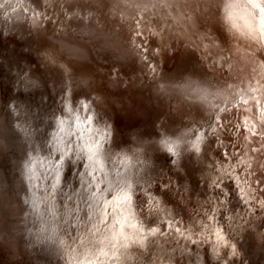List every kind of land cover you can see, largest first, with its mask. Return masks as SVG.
<instances>
[{
  "label": "bare ground",
  "instance_id": "1",
  "mask_svg": "<svg viewBox=\"0 0 264 264\" xmlns=\"http://www.w3.org/2000/svg\"><path fill=\"white\" fill-rule=\"evenodd\" d=\"M11 27L22 31L21 38L19 32L7 30ZM28 33L29 42L36 44L34 51L42 59L39 71L35 68V55H31L25 42ZM17 46L19 51L14 48ZM1 52L3 56L10 54L5 61ZM25 55L31 63L26 71L18 72V65L23 63L18 57ZM171 60L175 63L170 68ZM3 71L6 77L2 76ZM16 73L17 83L12 85ZM51 75L55 79L50 80V86L47 77ZM75 79L78 81L73 85ZM0 80V91L5 89L0 92V264H58L54 260L56 253L63 256L66 264H135L138 253L133 254L132 249L137 247L151 255L153 241L157 249L151 264H216L209 263L204 247L198 246L204 241L219 250H234L229 261L222 264H235L230 261H235V254H241L237 240H245L246 231H250L246 239L264 244L258 217L249 223L257 214L253 211H264V0H0ZM59 80L66 82L70 92L68 98L67 94L60 95L69 116L63 123L65 133L58 137L56 133L60 132H56L53 122V135L48 138V108L44 104L37 109L22 102L20 96L32 91L42 101ZM19 88L20 94H14ZM87 94L103 108L106 130L95 126L93 117L82 124L76 119V100ZM232 104L234 107L227 110ZM89 106L82 107L84 114ZM223 111L225 119H230V115L232 119L226 126L221 125L219 134L230 135L235 130L233 154L229 159H215L211 146L206 160L202 158L206 137L200 128L208 117L217 123ZM231 121L232 129L228 127ZM244 125L247 129L254 126V131L244 134ZM198 131L201 132L194 138ZM39 133L46 140L42 146L36 142ZM154 134L163 137V141L155 138L153 142ZM49 139L53 142L51 152L47 148ZM229 140L224 142L227 147ZM196 144L199 150L194 147ZM74 145L80 146L81 153L82 146L94 149L95 173L98 170V177H110L108 190L115 196L106 202L107 209L113 207L110 214L102 210L96 213V198L100 197L88 200V211L92 208L94 213L89 212L87 223L94 226L82 232L80 242H74V237L69 238L70 242L64 236L67 232L64 234L60 227V223H66L64 217L54 228L56 238L50 228L38 229L41 224L37 220L41 217L30 203L40 192L37 185L42 181L44 189L57 153L62 159L60 164L64 162L58 175L67 178L64 170L72 163L71 156L77 148ZM167 145L175 148L177 178L181 173L190 178L191 170L202 163L207 164L208 171L214 164L221 167L218 171L222 174H215L216 178L222 177L223 166L231 168L235 181L243 178L242 197L248 204L249 216L240 212L227 215L230 225H235L233 232L239 236L229 239L223 235L220 226H216L219 219H213L210 211L205 220L185 217L172 223L180 215L163 201L157 202V212L164 217L156 219L160 227L167 224L163 230L159 227L151 235L144 230L139 237L138 227L123 221L114 208L119 202L115 191L119 182L111 183V178L121 169L118 179H126L134 161L148 174L166 175L159 162L169 154ZM223 196L229 201L233 193L226 190ZM217 197L210 193L200 205L221 216L229 211ZM127 214L132 215V211L128 209ZM110 218V224L101 227ZM244 220L248 222L243 223ZM171 230L178 235L169 234ZM186 231L191 235L184 234ZM84 239L89 240L87 245L83 244Z\"/></svg>",
  "mask_w": 264,
  "mask_h": 264
},
{
  "label": "rangeland",
  "instance_id": "2",
  "mask_svg": "<svg viewBox=\"0 0 264 264\" xmlns=\"http://www.w3.org/2000/svg\"><path fill=\"white\" fill-rule=\"evenodd\" d=\"M7 30H10L11 33H14L15 31L19 32V35H18L19 38H21V36H22V31L19 30L18 28H12L11 27V28H8ZM29 35H30L29 33L26 35L28 37V39L26 38L27 40H25L26 44L29 45V47H30V49H28V50H30L31 55H35L34 57H38L39 59H41V56H38V54H36V52L34 51V49H35L34 45H36V44H33V42H29L31 39V38H29ZM108 36H110V35H108ZM175 44H176V41H175ZM24 47H25V45H24ZM93 47L98 49L96 46H93ZM183 48H186V46ZM101 51H103V50H101ZM104 51H105V49H104ZM183 51H187V49L183 50ZM96 53H97L96 56H100V52L99 53L96 52ZM178 57H180V54ZM196 57H198V53L196 54ZM182 58H185V57H182ZM209 58L214 59L213 56H210ZM217 59L220 62H223V60H224L220 57H217ZM171 61H172V63L169 66L170 68L175 63L174 60H171ZM180 61H181V59H180ZM38 62L41 63L42 60L41 61L37 60V62H36L37 65H38ZM159 63H162V62H159ZM217 68L221 69V67L218 64H217ZM225 70H226V68L224 67V72H225ZM211 74H213V73H211ZM222 77L224 78L225 76H222ZM215 79H217V78H215ZM0 81H2V80H0ZM77 81L78 80L75 79L71 83H73V85H74ZM221 81L225 82L226 79H221ZM47 83H49V79H47ZM50 83L52 85L53 81H50ZM0 84H3V83L0 82ZM54 88H55V90H54ZM65 88H66V94H67V98H68V93H70V92H68L66 82L62 84L61 80L57 81L55 83V85L53 86V88L51 87L52 92H50V94L62 95L65 93V91H64ZM4 91H5V89L1 90L0 92L4 93ZM252 94H254V93H252ZM78 100H76L77 102L75 105V108H76L75 111H76V113H78V116L76 117V119L77 118L79 119V124L87 122V120H89L91 117H93V118H95V121H94L95 126L104 127V130H106V128L108 127L107 126V117H106V114H105L103 108L98 103V101L96 99H94L93 96H88V94H87V96H83ZM84 104L90 105L89 111L87 112V114H84L85 110L82 109V107H84ZM232 107H234V104L230 105L227 108V110L231 109ZM243 108L244 107H241L240 109L243 110ZM224 113H225V111L222 112V118H219L217 123L215 122V120L213 118L208 117L206 119V121L204 122L205 123L204 126H202L200 128L201 131H204V132H202V134L203 135L205 134V137H206V139L204 140L205 141V143H204L205 147L202 148L204 150V153H205V156H202V158H204L206 160L208 159L206 151L209 152L208 148L211 146H212L211 151H215V154H216L215 159H219V160H222L223 158L229 159V157H231L230 155L233 154L232 143H234L233 140L235 141V138L237 135V134L235 135V130L234 131L232 130L233 133L230 135H229V132L228 133L223 132V134H219L222 130L221 127L226 126L227 122H230V120L232 119L231 115L228 116L230 119H225V117L223 115ZM221 119H225V120L219 121ZM232 121L235 123L234 120H232ZM232 121H231V124L228 126L231 129L234 128ZM238 123L241 124V121L239 120ZM40 124H43V123H40ZM241 128H242V132H244V134H249V133H252L254 131V126H252V128H250V129H247L248 126L246 128L244 125ZM202 129H204V130H202ZM205 130H206V133H205ZM200 132L198 131V133L195 136L193 135V137L197 138L198 134ZM254 134H256V133H254ZM155 138L157 141H160V140L163 141V139H162L163 137H159V136H157V134H154L153 142L155 141ZM36 139H37L36 140L37 144L41 145V146L43 143L46 142V140H43L41 138L40 133H39V136L36 137ZM227 139L231 140V141L229 140V142H231V144H229L230 147H227L224 145V142ZM248 144L250 145L249 150L251 151L252 150V147H251L252 142L249 141ZM220 145H222V146H220ZM27 146L28 145L26 144L25 147H27ZM76 147L77 146L74 145V149ZM81 148H82L81 150H83L82 153L80 151V146L75 149V151L73 152V154L71 156L72 157L71 158L72 163L68 166L67 169L64 170V171H66V176H67L66 179H65V177L62 176L63 174L60 176L58 175L59 174L58 172H61L64 169V162L62 164H60V162L62 161V159H60V156H57L55 158V160H54L55 164H53V166H52L54 169L52 168V170L50 171V173L48 175L49 180H50V185H48L47 183L45 184L46 187L48 185V188H50V193L47 194L46 190L40 191L39 192L40 194L39 193L35 194V196L32 197V201H30V203L33 205V209H34V207H36V205L40 206L41 205L40 203H42L43 205L41 208V212H42V210L43 211L47 210L51 213V216L54 219V222H53V225L49 226V227H50L51 233L52 234L54 233V235H53L54 238H56L54 228H55V225L57 224V221L61 220V218H63L64 215H65L64 216L65 222H68L69 219H70V221H73L74 216L77 214L76 219H74L73 222H75L76 220H81V219L83 221L81 223L82 226L80 227V230L76 232V233L79 232V234H76V233L73 234L74 233L73 229H71L70 232H68V229L66 228V231H64L65 233L66 232L68 233V235H67L68 238H72V237H69V235H72L74 237V240H73L74 242L76 240L78 242H80V235L82 234V232L90 229L91 227L93 228V226H94L92 222H89V224L87 223V218L90 215V213L91 214L94 213L92 208H90L88 211L89 204L91 203V200L90 201H88V200L91 199L92 197H95V198H96V196L100 197L99 200H98V198H96L99 206L97 207V211L96 210H94V211H96V213L97 212L99 213L102 210L103 213L107 212L110 214L113 210V207L107 209V203L110 199L115 198L114 194L112 192H109V190H108V188L110 186V177H98L97 176V173H99L98 170H96V173H95V170H94L95 165H96V160H95L96 158H94L95 152L89 153L88 149L85 146H82ZM253 148H255V147H253ZM215 154H214V156H215ZM89 155H93L92 161L88 160ZM209 160H211V159L209 158ZM82 162H85V165L83 168L81 167ZM159 163H160L159 166H161L162 169H164V173H166V175L161 174L162 177L160 176V174H152L151 175V174L146 173L144 171L145 167H143L142 165L140 167L136 166L135 161H134L133 168H131L129 175L127 176L126 179H121V178H120V180L118 179V174L120 173L121 169L119 170V173L114 174L113 177L111 178V180H112L111 183L119 182V184L116 187V190L114 189L116 191V195L118 194V197H121L125 194L130 196L129 200L116 202L115 204H117V205L114 204V208L117 211V213H119V215L123 218V221L128 222L129 225H131V226L134 225V226L138 227V230H139L138 232H140V234H138L139 237L145 233V232H143L144 230L146 232H148V233H146V235H151L150 234L151 232L153 233L154 230H157L160 227L159 223L157 222L156 219H158V218L162 219L164 216H159V214L157 212V207H158L157 202L158 201H163L166 207H168L169 209L173 208V210H175V213L180 215L179 219H178V217L176 219L174 218V222H172V223H175L179 220L182 221V220H184L185 217L190 218V219L195 218V217H199L202 220H205V218L207 217V216H205L206 212L210 211V216L213 219H216V221L219 219V223L216 224V226H218V227L220 226V228L223 230L222 231L223 235H225L229 239L236 238V236H239L233 232V230L235 229V227H234L235 225L233 227H232V225H230V221H229V218H227L228 217L227 215L240 212L238 214L246 215V218H247V216H249L248 211H247V205L248 204H245V201L242 197V195H244V194L242 193L243 190L241 189V187L243 185H245V181L243 180L242 177H241V180L235 181V177H233V175L230 174L231 168H228L227 166H223L225 168H223L221 171V172H223L222 177L216 178L215 174H217V175H218V173L222 174L218 171V168H221V167L214 164L212 169H211V171L213 173L211 174V171L206 170V168L208 169L207 164L202 163V165L200 167H196V165H195V168H193L194 171L191 170L192 175L190 176V178H188L186 175H183L182 173L179 174L180 177L177 178L176 176H174L175 175L174 173L176 172V169L178 166V161H177V158H175L174 153L166 154L165 157H163V159H160ZM145 164L146 163H144V166H145ZM110 165L111 164L107 165V168ZM132 170H134V171H132ZM143 171H144V173H142ZM177 171H178V169H177ZM262 171H264V170H262ZM227 175L228 176L230 175L232 177L229 176L230 178H228ZM58 176H59L60 186H59L58 181H57ZM162 179L164 181L163 183L160 182V181H162ZM261 181L263 182V185H264V179ZM217 182H220L221 185L220 186L215 185V184L213 185V183L217 184ZM43 183L44 182L42 181V183L37 185L39 190L43 189ZM230 183H231V186L229 185ZM212 185L214 186L213 189L211 187ZM234 185L236 186V188H234L235 187ZM92 186H94L95 189H93ZM125 187H126V189H124ZM123 189H124V192H120V190L123 191ZM224 189L233 193V198L231 200L226 201L223 198L224 192L226 191ZM210 193H214L216 196H218L217 198H219V200L221 201L219 203L221 205L227 207V209H228L227 211H229L228 213L224 212L221 214V216L220 215L218 216L217 212H215L214 210H212V209L206 210L205 206L200 205L203 197L204 196L207 197ZM236 195H237V197H234ZM34 197H36V198L33 200ZM58 200L64 201V202H62L63 205L61 206L64 210V212H63L64 215H62L60 212H58V210L60 209V206L58 205ZM35 202H38V203L34 206ZM234 202L235 203L239 202V203L235 204ZM247 202L249 204L253 203L251 200H247ZM159 204H161V203H159ZM241 206H242V208H241ZM128 209H130L132 211V215L127 214ZM176 209H178V210L176 211ZM34 210L36 211V209H34ZM34 210H33V212H34ZM47 211H46V214H48ZM255 212L257 214L252 216L249 223L250 224L254 223L258 217V220L261 222L260 227L262 230H264V211H262V208H259V210L253 211L252 214ZM81 216H83V218H81ZM208 218H209V216H208ZM97 219L98 218H96V220ZM39 220H40L39 223L41 224V219H38L37 222ZM246 221L244 220L243 223H245ZM110 222H111V218L109 219V221H107L105 223H101V227L103 225V227L106 228V226H108L110 224ZM221 223H223V224L221 225ZM237 223H239V222H234V224H237ZM166 226H167V224L163 223L162 226L160 227V230H163ZM249 227H251V226H249ZM37 228L43 231V227L39 226ZM174 231H175V229H174ZM174 231L171 230V232H168V233L169 234L173 233L174 236H177L178 234H176V232H174ZM251 231H252V228H251ZM41 233H43V232H41ZM106 234H108V232ZM184 234H190V233L186 231ZM249 234H250V231H248V232L246 231L243 234L245 236V240H242L241 238L237 240L238 241L237 246L240 248L241 254L240 255L238 253H237V255L235 254V256H236L235 261H230L231 263L244 264L245 262H249L251 264H264V244H261L258 241L256 242V240H253V239L252 240L246 239V237ZM27 238L29 239V237H27ZM206 238H211V237H206ZM213 238H215V236ZM88 241H86L84 239L83 244L87 245ZM206 242L204 241L202 243H199L198 246L204 247L205 253L207 255V259L209 260V263L222 264L223 262L229 261L230 256L232 254H234V250H231V248H228V249L221 248L219 250L218 246L217 247L211 246L210 242L208 244ZM254 244H256V245L254 246ZM134 247H136V246L134 245ZM151 247H153V249L151 251V255H147L146 253L144 254V252L141 250L139 251V249L137 247H136V250L132 249L133 254L138 253L136 255L137 261H136V263L135 262L134 263L135 264H143V262H144V264H151L153 258H156V256L154 255V253L157 249V247L155 245V241L151 242ZM218 250H219V252H218ZM134 251H136V252H134ZM131 256H133V255H131ZM159 263L160 262H154L153 264H159Z\"/></svg>",
  "mask_w": 264,
  "mask_h": 264
},
{
  "label": "water",
  "instance_id": "3",
  "mask_svg": "<svg viewBox=\"0 0 264 264\" xmlns=\"http://www.w3.org/2000/svg\"><path fill=\"white\" fill-rule=\"evenodd\" d=\"M2 39H4V32H2ZM17 51H19V47L17 46V47H14ZM1 55H2V60L3 61H5L7 58V56L9 57V53H5V56H3V52H1ZM34 59H37V60H42V59H39L38 57H34ZM18 60L20 61V62H23V63H20L19 65H18V72H22V70L23 71H26V69H27V64H30L31 62H30V59L28 58V57H26V55H25V57L24 56H20V57H18ZM41 66H43V63H39V65L37 66V64H36V69L39 71V68H41ZM30 67V66H29ZM22 69V70H21ZM41 70V69H40ZM18 75V73H16V74H14V78H15V81H12V85H14V84H16L17 83V80H16V77H18L17 76ZM2 76H5V74H4V71L2 72ZM6 77V76H5ZM42 77V79H45L46 78V76H41ZM47 79H48V77H47ZM52 79H55L54 78V76L52 77V75L50 76V78H49V81L50 80H52ZM18 85V84H17ZM17 85H15V86H17ZM49 85H51V83L49 84ZM15 86H13V87H15ZM22 86V85H21ZM17 87H20V85L19 86H17ZM64 91H65V93L63 94L64 96H65V94H66V88L64 89ZM20 92H21V88H19V89H17V91L15 92L14 91V94H20ZM23 94H28V95H21L20 97H21V100H22V102H24V103H27V104H31V105H33V106H36L37 107V109H38V107L39 108H41L40 107V105H44L45 104V106L48 108L47 109V111H49L50 112V116H48V120L46 121V126H47V128H48V126H49V130L48 129H46V131H47V136L46 137H48V138H51V134L53 135V125L51 126V124L53 123V122H56V132H60V133H56V135H58V137L60 136V135H63L64 133H65V129L63 128V126H64V124H66V117H68L69 116V114H66V111H65V106H64V98H61L60 97V94H58L57 96L55 95V94H49L44 100H40V98L37 96V97H34V95H33V92L31 91V92H28V93H23ZM54 98H56V99H54ZM54 99V100H53ZM27 100V101H26ZM53 101H56V102H58V105H54V102ZM60 102H61V105H59L60 104ZM35 107V108H36ZM67 115V116H66ZM64 123V124H63ZM63 128V129H62ZM52 129V130H51ZM72 132V131H71ZM66 135V134H65ZM79 139V138H78ZM51 139H49L48 141H47V148L48 149H50V152H51V149H52V145H53V142H49ZM59 155V153H57V156ZM49 163V162H48ZM84 165H85V162H82V164H81V167L83 168L84 167ZM46 167H49V165H47ZM47 184L48 185H50V180L48 179L47 181ZM48 185H47V187L45 186L44 187V189H40V191H43V190H46V192H47V194H49L50 193V188H48ZM92 188L93 189H95V187L94 186H92ZM62 200V199H61ZM59 201L58 200V205L60 206V209L58 210V212H60L62 215H64V210H63V208L61 207L62 205H63V203L62 202H64V201ZM41 206V205H40ZM40 206H38V205H36V212H38L37 213V215L39 216V217H41V227H47V228H50L49 226H52L53 225V222H54V219L52 218V216H51V213L49 212V211H47V213L48 214H46V211H43L42 210V212H41V208L42 207H40ZM40 211V212H39ZM72 215V214H71ZM65 216V215H64ZM63 216V217H64ZM76 216H77V214L74 216V218H73V221H74V219H76ZM70 218V217H69ZM81 218H83V216H81ZM62 220V219H61ZM61 220H60V222H61ZM59 221V220H58ZM73 221H70V219H69V221L68 222H66L65 224H62V223H60V227H61V231L64 233V230H65V228H67L68 229V232H70V230L71 229H73L74 230V233L73 234H75L77 231H79L80 230V227L82 226V219L81 220H76L75 222H73ZM57 225V224H56ZM55 225V226H56ZM63 226H64V230H62V228H63ZM54 228V227H53ZM60 231V230H59ZM60 231V232H61ZM65 234V233H64ZM66 235H68V233H66L64 236H66ZM69 237H72L73 238V236L72 235H69ZM68 238V237H67ZM69 239V238H68ZM68 241H70V242H72L71 241V239H69ZM56 256H58L57 258H54V260H56L57 262H58V264H66V262L64 261V259H63V256H61V254H58L57 255V253H56ZM56 263V262H55Z\"/></svg>",
  "mask_w": 264,
  "mask_h": 264
},
{
  "label": "snow or ice",
  "instance_id": "4",
  "mask_svg": "<svg viewBox=\"0 0 264 264\" xmlns=\"http://www.w3.org/2000/svg\"><path fill=\"white\" fill-rule=\"evenodd\" d=\"M257 7H259V5H257ZM194 147H196L197 150H199V144L194 145ZM167 150H168L169 153H173L175 151V148H174L173 145H167ZM88 151H89V153H94V149H92V148H89ZM88 160L92 161L93 160V155H89L88 156ZM57 181L59 182V176L57 177ZM129 199H130V196L125 194V195H123L121 197H118L117 201H124V200H129Z\"/></svg>",
  "mask_w": 264,
  "mask_h": 264
}]
</instances>
